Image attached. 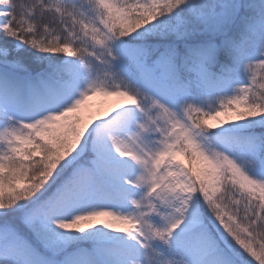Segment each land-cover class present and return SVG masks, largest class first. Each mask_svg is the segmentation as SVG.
<instances>
[{
	"label": "snow or ice",
	"instance_id": "1",
	"mask_svg": "<svg viewBox=\"0 0 264 264\" xmlns=\"http://www.w3.org/2000/svg\"><path fill=\"white\" fill-rule=\"evenodd\" d=\"M0 264H264V0H0Z\"/></svg>",
	"mask_w": 264,
	"mask_h": 264
},
{
	"label": "rangeland",
	"instance_id": "2",
	"mask_svg": "<svg viewBox=\"0 0 264 264\" xmlns=\"http://www.w3.org/2000/svg\"><path fill=\"white\" fill-rule=\"evenodd\" d=\"M98 99H100V98H98Z\"/></svg>",
	"mask_w": 264,
	"mask_h": 264
}]
</instances>
